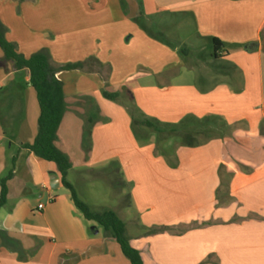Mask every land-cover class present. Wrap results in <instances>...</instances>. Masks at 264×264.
Segmentation results:
<instances>
[{
    "label": "crops",
    "instance_id": "0c3cea01",
    "mask_svg": "<svg viewBox=\"0 0 264 264\" xmlns=\"http://www.w3.org/2000/svg\"><path fill=\"white\" fill-rule=\"evenodd\" d=\"M136 16L178 33H138L137 72L113 83L117 59L97 49ZM0 21L10 33L13 22L25 26L26 39L10 40L24 57L43 47L35 32L92 49L82 57L97 63L76 71L83 79L57 74L65 116L56 146L72 162L73 186L74 174L119 176L128 198L118 211L145 264H264V0H0ZM125 35L126 44L137 39ZM20 76L30 83L0 48V194L16 157L0 208V264H131L76 208L57 166L21 149L37 135L40 109ZM105 86L124 87L134 117L159 132L138 125L136 138Z\"/></svg>",
    "mask_w": 264,
    "mask_h": 264
},
{
    "label": "trees",
    "instance_id": "16d2710c",
    "mask_svg": "<svg viewBox=\"0 0 264 264\" xmlns=\"http://www.w3.org/2000/svg\"><path fill=\"white\" fill-rule=\"evenodd\" d=\"M6 34L7 29L0 21V48L5 54V59L8 62L14 63L15 70L29 71L30 85L36 92L40 109L37 135L32 143L23 145L21 149L34 153L42 160L54 163L61 175L63 186L71 193L76 208L81 212L84 218L101 226L105 233L109 234L117 242L122 253L131 264H145L141 252L131 244L126 236L125 223L114 211L105 210L100 213L92 212L90 207L79 199L74 186L68 180L69 172L72 169V162L70 158L56 146L57 133L65 116L64 86L57 78V74L63 71L89 70L88 67L91 65L93 66L97 61L91 58L86 63H76L55 68L46 50H41L33 54L30 58H25L17 52V45L7 40ZM218 42V40L214 39L215 45H217ZM251 46L253 45L247 48L252 50ZM103 95L111 101H116L119 98L118 94L109 93L107 91H105ZM133 122L137 127L138 125H144L159 132L155 123L149 119L139 121L133 116ZM15 164L16 157L13 158L12 169L8 175L1 180L0 208L6 204L8 196L7 183L13 177ZM164 230L165 229H157L150 233L163 232Z\"/></svg>",
    "mask_w": 264,
    "mask_h": 264
},
{
    "label": "rangeland",
    "instance_id": "374dc122",
    "mask_svg": "<svg viewBox=\"0 0 264 264\" xmlns=\"http://www.w3.org/2000/svg\"><path fill=\"white\" fill-rule=\"evenodd\" d=\"M1 8L3 10H5V12H6L5 14H7V16L12 11L11 6L7 7V6H4L3 4H1ZM171 18H173V17H171ZM129 23H131L130 26H128L129 24H127V25L122 24V26H119L121 28L120 30L123 31V33H121L120 37L116 38L118 35L117 34L115 36V39H113V41L111 40V42H109V45L107 44L105 48L103 47L101 49L100 48L97 49L98 52L100 50H101V52L107 50L111 53L110 56H112L111 57L112 59L113 58L117 59V61H115L113 59V62L115 61L113 69L115 70V68H116V72L112 78L113 83L117 82L123 78L125 79L127 76H132V74H134V72H137L136 63H140L141 57L144 54L143 52H145V50H142V45H141V42L139 41L140 38L138 37V33L141 34L143 32L144 34L146 33L145 35L147 36L149 29L151 31H154L155 29L158 28L159 25H161L162 29L164 30L163 27L165 25L166 29L169 30V32H171L172 35H175L174 34L175 29L173 27L174 24L169 25L165 21L161 22L158 20L157 17H153L152 23H148L146 21V19L143 18L142 16H136L135 19H133ZM13 24H14L15 29L11 33L7 29V34H6L7 40L9 42H11L10 40L12 38H15L14 36H16L17 38L26 39L27 37H24V35L26 33L25 26H23L21 24L14 23V22H13ZM146 26L148 28H146ZM133 27H137L138 29L135 30L136 28L134 29ZM129 30H132L135 33V36H137L135 38H137V39H135L131 44H126L124 41V38H126L125 33H126V31H129ZM107 33H110V32H107ZM167 33H168V31H167ZM176 33H178V32H176ZM32 34L35 36V39L39 38L40 42L44 43L42 45L43 47L40 48L39 51L46 50L48 52V54L51 58L52 65L55 68H60V67H64V66H67L70 64H76V63H86L88 61V57H82V56L83 55L85 56V54H87L92 49H90L88 47L80 49V48H77V46H75V47L70 46L68 49H65L63 47V44H62V37L59 33H57V31H52V32L48 31V32H42V33L41 32H35ZM9 35H10V37H9ZM171 38L173 40H175V36L174 37L171 36ZM150 39L152 40V42H153V40L154 41L156 40L153 37H151ZM21 50H23V49H21ZM39 51H37V52H39ZM17 52L19 54L22 53V51H20V50L18 51V48H17ZM24 52H26V51H24ZM22 54H24V53H22ZM25 54H30V53H25ZM33 54H35V53H33ZM33 54L31 53L30 55H26L28 57H25V58H30ZM82 58H85V59H83V61H81ZM118 59H120V61H118ZM86 65H88V64H86ZM110 69H111V71H110L109 80L111 79V75L113 72L112 67H110ZM76 71L86 73V72H84L85 70H83V71H81V70L63 71V72L70 73L69 76H66L63 78L65 79V78L69 77V78H73L76 81H78L80 78L83 79L84 78L83 74H76L77 73ZM61 82L63 83V81H61ZM19 87H20L19 90L22 91L23 96L27 102L31 96L35 95L34 89L31 87L30 83H27L25 81L23 76H20V78H19ZM105 87L107 88V90L110 91V93H116L119 95L118 100L112 101L114 103V107L117 108L116 111H118L119 117L123 116V114H119V113H122V111H125L129 115V118H131V124L133 125V131H134L133 133L135 134L136 138L139 137L140 129H138L137 126L134 125V122L132 121L133 116H134L133 112L130 109V107H128L127 99L124 97V91L126 89L124 87H118V89H116L112 86H105ZM5 89H8V90L10 89L8 84L5 85ZM153 135H155V134H153ZM188 140L190 141V137H186V138L184 137L183 138V142H186ZM98 171L99 170H96V174L91 173V176L88 178L87 177H81L80 174H74L71 176L70 180H71V182H73V184L75 186V189H76V192L78 194L79 199L82 202H84L85 204H87L90 207L92 212L100 213V212H103L105 210H111V211H114L118 216H120V212L118 211V209H119L120 205H122V207H124L123 204L127 201L128 197L125 194V192L127 190L123 186H121L120 180L118 179L119 176H117L116 173L113 174L111 172H108L105 174H101V173H98ZM120 203H122V204H120ZM121 219H122V221H124V219L122 217H121Z\"/></svg>",
    "mask_w": 264,
    "mask_h": 264
},
{
    "label": "built area",
    "instance_id": "2783aa9c",
    "mask_svg": "<svg viewBox=\"0 0 264 264\" xmlns=\"http://www.w3.org/2000/svg\"><path fill=\"white\" fill-rule=\"evenodd\" d=\"M44 207H43V205H40L39 206V210H42Z\"/></svg>",
    "mask_w": 264,
    "mask_h": 264
}]
</instances>
